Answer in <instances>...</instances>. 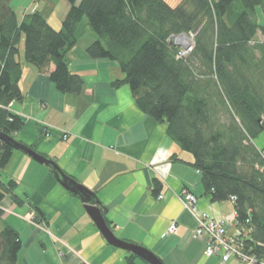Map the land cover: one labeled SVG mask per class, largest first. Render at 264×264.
<instances>
[{
  "label": "trees",
  "instance_id": "obj_1",
  "mask_svg": "<svg viewBox=\"0 0 264 264\" xmlns=\"http://www.w3.org/2000/svg\"><path fill=\"white\" fill-rule=\"evenodd\" d=\"M66 1L70 8L58 30L40 11L19 21L12 0H0V177L27 146L17 139L25 119L10 108L24 99L22 39L24 60L47 73L59 92L78 95L85 81L67 57L86 25L97 35L86 56L118 63L123 77L112 86L128 85L139 109L167 124L169 138L201 173L205 195L234 205L247 249L264 256V42L256 38L264 33L257 17L259 7L264 16V0ZM182 33L194 35L186 56L169 43ZM161 185L154 181L156 193ZM16 187L0 178V204L9 195L24 204ZM78 196L85 203L98 198ZM37 213L40 221L44 214ZM21 250L20 233L4 224L0 264H17ZM128 254L129 264H148Z\"/></svg>",
  "mask_w": 264,
  "mask_h": 264
},
{
  "label": "crops",
  "instance_id": "obj_2",
  "mask_svg": "<svg viewBox=\"0 0 264 264\" xmlns=\"http://www.w3.org/2000/svg\"><path fill=\"white\" fill-rule=\"evenodd\" d=\"M44 1V9L36 11L60 30L70 6L66 0ZM257 12L264 25L263 14ZM26 14L17 12L19 21ZM86 29L67 57L70 70L85 81L78 95L56 90L47 73L24 60L23 45L24 99L10 106L26 122L17 139L95 192L118 238L150 249L166 264H225L219 256L205 255L206 240L193 236L197 220L180 195L187 188L198 197V210L231 222L234 205L229 202L227 211L226 202H212L205 195L201 173L188 163L191 156L169 138L167 124L143 113L128 85L112 86L123 77L118 63L86 56L87 45L97 37L90 30L89 40L82 44ZM256 38L264 42V33ZM173 154L181 160H174ZM0 178L14 180V192L24 200L19 206L9 195L0 204V228L8 224L21 236L17 264H129V252L108 243L86 203L64 188L50 167L17 151ZM156 179L162 184L157 193ZM37 209L44 214L40 221ZM172 222L178 225L175 233L168 231ZM227 231L232 234L235 226Z\"/></svg>",
  "mask_w": 264,
  "mask_h": 264
},
{
  "label": "built area",
  "instance_id": "obj_3",
  "mask_svg": "<svg viewBox=\"0 0 264 264\" xmlns=\"http://www.w3.org/2000/svg\"><path fill=\"white\" fill-rule=\"evenodd\" d=\"M193 36L194 35L190 34ZM186 35L179 37L180 51L179 56H186L193 51L195 41L189 42ZM67 138V136H65ZM159 198H163L162 195ZM180 198L188 211H190L197 220V228L193 234L195 238L204 237L206 240L205 255L207 257L219 256L223 263L227 264L231 260H236L240 264H264V256H258L253 253V248L247 249L246 233L237 226V212L233 213V222L226 217L217 218L207 211L197 209L198 197L190 190L185 188ZM234 202V198L232 199ZM34 220V219H33ZM36 223V222H35ZM232 224L235 226V232L229 234L227 230ZM169 233L178 231L176 222H172L168 229Z\"/></svg>",
  "mask_w": 264,
  "mask_h": 264
},
{
  "label": "water",
  "instance_id": "obj_4",
  "mask_svg": "<svg viewBox=\"0 0 264 264\" xmlns=\"http://www.w3.org/2000/svg\"><path fill=\"white\" fill-rule=\"evenodd\" d=\"M186 33H182L179 35H173L169 38V43L173 46H180L179 37L185 35ZM22 152L26 153L33 160L38 162V164H43L48 167H54L57 171V179L59 182L66 188L69 192L74 195L82 194L84 197L92 198L93 195L97 196L95 192L89 190L87 187L83 186V184L78 183L72 176L65 175V172L61 170L58 164L51 159L46 158L43 155H40L33 148L27 146H22L20 149ZM52 169V168H51ZM86 209L95 221L98 226L100 232L109 244L112 246L118 247L120 249L126 250L139 258L145 260L148 264H166L157 254H155L150 249L135 243H131L124 241L116 236L114 231L108 226V223L103 214V208L100 200L97 198L95 202L86 203Z\"/></svg>",
  "mask_w": 264,
  "mask_h": 264
},
{
  "label": "rangeland",
  "instance_id": "obj_5",
  "mask_svg": "<svg viewBox=\"0 0 264 264\" xmlns=\"http://www.w3.org/2000/svg\"><path fill=\"white\" fill-rule=\"evenodd\" d=\"M35 1H37V2H35ZM171 3H176V2H178L179 0H169ZM66 2V1H65ZM44 3H45V1L44 0H13V3H12V6L14 7V9L16 10V12H18V14L19 15H22V14H24V13H31L32 14V12H35L36 11V9H44V7L42 6V5H44ZM67 3V2H66ZM68 4V3H67ZM50 6H52V5H50ZM53 7H55V6H53ZM45 8H49V7H46L45 6ZM62 10H63V8H62V4H61V7H59L58 8V12H62ZM258 10H259V12L261 13V14H263L262 13V9L259 7L258 8ZM84 27H86V28H88V29H86L85 30V32H84V35H83V37L81 38V43L82 44H85L88 40H89V34H88V32L91 30V28L89 27V26H84ZM187 37V39L188 40H190L189 42H193L192 40H193V36L192 35H190V34H185ZM23 45H24V41H23V39H22V43H21V45H20V48H21V54H20V58L22 57V49H23ZM180 47V46H179ZM23 54H24V50H23ZM226 208H227V211H229L230 209H231V205H229V202L227 203L226 202ZM35 220H37V219H35ZM35 220H33V219H31L30 221L31 222H34ZM35 223V222H34ZM35 224H37V223H35ZM37 225H39V224H37ZM44 231H47L48 233H50L48 230H44Z\"/></svg>",
  "mask_w": 264,
  "mask_h": 264
}]
</instances>
